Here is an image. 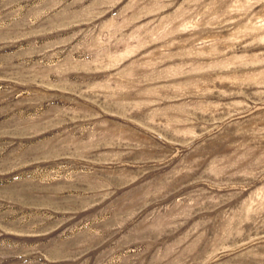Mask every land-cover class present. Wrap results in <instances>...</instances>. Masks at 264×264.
I'll return each mask as SVG.
<instances>
[{"label": "rangeland", "instance_id": "obj_1", "mask_svg": "<svg viewBox=\"0 0 264 264\" xmlns=\"http://www.w3.org/2000/svg\"><path fill=\"white\" fill-rule=\"evenodd\" d=\"M0 264H264V0H0Z\"/></svg>", "mask_w": 264, "mask_h": 264}]
</instances>
